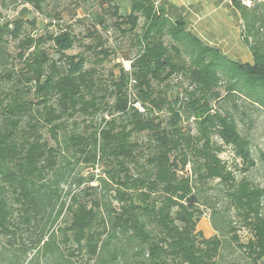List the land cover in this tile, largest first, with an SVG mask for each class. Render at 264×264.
Returning a JSON list of instances; mask_svg holds the SVG:
<instances>
[{"label":"trees","instance_id":"1","mask_svg":"<svg viewBox=\"0 0 264 264\" xmlns=\"http://www.w3.org/2000/svg\"><path fill=\"white\" fill-rule=\"evenodd\" d=\"M25 1L42 10L43 0ZM96 1L109 3L123 34L143 18L130 70L120 65L107 79L85 68L84 54L67 53L76 41L67 26L34 35L25 28L32 20L0 22V264H35L39 255L71 264L62 245L69 256L85 250L92 264H264V186L236 177L256 160L234 116L237 100L264 111V3L232 0L252 55L240 62L154 0H128L124 15L125 0ZM95 20L106 28L104 16ZM88 34L99 65L112 51L95 29ZM222 99L229 109L214 105ZM227 148L231 163L220 157ZM201 207L216 232L209 238L195 229ZM230 247L239 256L225 259Z\"/></svg>","mask_w":264,"mask_h":264},{"label":"rangeland","instance_id":"2","mask_svg":"<svg viewBox=\"0 0 264 264\" xmlns=\"http://www.w3.org/2000/svg\"><path fill=\"white\" fill-rule=\"evenodd\" d=\"M257 3H264V0H250V5L248 7ZM128 4L129 1L125 0L121 7H119L118 12L123 15L126 14L129 11ZM109 6V3L101 5L96 0H43L41 3L42 10L37 11L33 4L26 2L25 0H0V22H3L5 19L12 20L14 18L32 20L34 21L33 25L25 24V28L27 32L34 35L46 30L58 31L60 26H67L76 36L73 48L68 50L67 53L84 54L87 58L85 68L95 67L98 74L101 75L103 79H107L109 72L114 71L117 73L120 65L123 66L125 70H130L131 61L137 55L139 50L134 34H139L143 25V18H140L137 28L133 33L123 34L120 29H117L114 26L116 19L111 14L112 9L109 8ZM47 14H50V16L47 17ZM96 15L102 17L104 16L106 19V28L98 25L95 20ZM46 20L47 22L52 21L53 23L55 21L56 25L51 27L46 24ZM92 29H95L96 32L102 36L103 40H105V47L112 51L109 59L99 65H96L97 63L95 64L94 61L96 55L92 48L95 46V41L92 36L88 34ZM165 40L168 41V39ZM47 45L49 46L51 43L48 42ZM6 46V50L9 54L14 56L16 52V41L10 38ZM94 49L96 50L97 48ZM171 82H180L181 87L183 88L187 86V81L182 76L173 77ZM181 87H179L178 90H180ZM220 90L222 91V87ZM180 93L181 92H179V97H182ZM237 101L239 105H241L240 108L241 110H244L245 114H242L241 110L234 112L235 120L239 131L250 140L251 152L253 158L256 160V166L245 173H241L240 170H236L235 174L238 179H240L241 176H245L253 183L264 186V159L260 156L261 152L264 153V111L254 109L248 105L249 103L246 101ZM214 105L216 107L222 105L223 108L226 109H229L230 107V104L224 101V99L217 101ZM78 120L82 121L81 118ZM80 125H85V123L81 122ZM73 127L74 124L72 121H69L68 129L71 130ZM44 135L48 138L47 133H44ZM136 137L141 140L145 138L142 134H138ZM214 139L219 142L217 137H214ZM50 144H53V141L50 140ZM220 157L231 163L233 155L230 148H227L225 151L220 153ZM236 162H238V160ZM189 167L190 166L188 165V172L190 171ZM76 170H80V172L84 171L83 176H86V169L82 163L77 165ZM92 184L95 185V183ZM210 184L214 185L217 183L215 181ZM62 187L67 188V184L64 183ZM90 192V195L84 197V199L86 198L85 201L89 202L88 205L91 203V198L95 197L93 191ZM201 210H203L202 214L194 219L195 229L200 231L204 237L209 238L216 233L211 225L210 209L201 207ZM69 218L70 214L64 215L63 218L59 219L58 226H64L65 222L68 221ZM238 234L242 241H246L250 237L249 231L245 228H240ZM58 239L59 241L61 240L60 232L58 233ZM69 246L70 249H72L76 246V244L70 243ZM61 248L64 250L63 252L65 253V256L71 260V264H92L94 261L93 258L89 259L85 250H75V255L69 256L63 245ZM223 252L225 259L234 258L235 255L239 256V252L235 250L234 247L225 249ZM34 260L35 264H58L53 262L51 258H44L42 255L35 257Z\"/></svg>","mask_w":264,"mask_h":264},{"label":"crops","instance_id":"3","mask_svg":"<svg viewBox=\"0 0 264 264\" xmlns=\"http://www.w3.org/2000/svg\"><path fill=\"white\" fill-rule=\"evenodd\" d=\"M169 18L183 22L187 31L229 58L251 62L241 37L242 21L229 0H154Z\"/></svg>","mask_w":264,"mask_h":264},{"label":"built area","instance_id":"4","mask_svg":"<svg viewBox=\"0 0 264 264\" xmlns=\"http://www.w3.org/2000/svg\"><path fill=\"white\" fill-rule=\"evenodd\" d=\"M230 2H232V0H229ZM241 2V4L245 5V6H249L250 5V0H239Z\"/></svg>","mask_w":264,"mask_h":264}]
</instances>
